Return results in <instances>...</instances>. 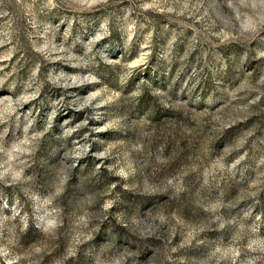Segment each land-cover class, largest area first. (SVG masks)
<instances>
[{"label": "rangeland", "instance_id": "obj_1", "mask_svg": "<svg viewBox=\"0 0 264 264\" xmlns=\"http://www.w3.org/2000/svg\"><path fill=\"white\" fill-rule=\"evenodd\" d=\"M0 264H264V0H0Z\"/></svg>", "mask_w": 264, "mask_h": 264}]
</instances>
